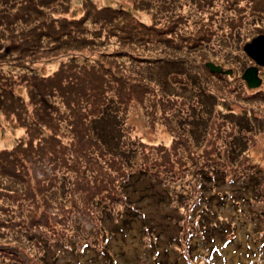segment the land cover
Listing matches in <instances>:
<instances>
[{
	"label": "trees",
	"instance_id": "obj_1",
	"mask_svg": "<svg viewBox=\"0 0 264 264\" xmlns=\"http://www.w3.org/2000/svg\"><path fill=\"white\" fill-rule=\"evenodd\" d=\"M169 1L167 0V5ZM1 2L2 0H0L1 30L6 32L3 39L7 43L4 47H0V112L4 115L2 116L6 123L19 127L22 134L16 136L17 139L15 137L10 139L11 143L8 145L0 147V213L2 214V216L0 214V239L8 241L10 236L16 235L11 230L12 226H20L19 228L32 226L33 230L29 232V239L35 241L34 244L40 247L37 250V262L58 264L57 256L62 254L66 260L72 257V262H68V264H75L78 260L76 258L86 254L89 249L90 243L87 241L93 232L92 230L98 229V225L95 227L97 220H109V222L113 220L111 224L113 229L121 233L132 228L134 220H136L144 223L146 231L149 232L151 229L149 216L138 209L137 200L131 193L139 191L135 189L136 180H138L136 178L141 179L145 176L150 181H148L149 189H143V197L160 195V201L163 202L172 196V192L160 194V192L152 190L153 182L161 179L156 172L151 170L152 166H157V161L152 163L150 168L142 167L136 171L128 172L123 181L121 180L119 187L124 190L126 188V190L124 194H119L115 198L124 199L119 201L123 203L121 212L115 213L114 208L107 202L105 204L108 207L99 208L98 213L94 212L96 207L93 205L85 211L77 208V214L72 217L70 212L66 211L60 204H63L64 193L70 190L73 193L80 192V196L86 203L91 200L89 203L93 204V199H89L90 196L87 193L89 191L86 192V190L91 188V193L94 189L97 191L101 184H105V180L96 183L94 180L84 182L86 176H89L87 174L88 167L95 169L94 160L96 161V158L103 159L110 156L109 160H111L112 157L118 155L126 163L132 156V149L120 147V139L123 135L119 133V127L122 126V123H116L115 120H112L115 109L112 107L111 101L114 95L120 97L123 94H128L129 98L133 99L134 97H141L142 92L156 93L157 91V94L163 92L162 89H157V84L155 86L149 80L135 79L136 75H142L138 71L140 63L152 59L148 55L149 53H146L149 51L136 53L132 49L134 47L127 48L125 44L128 43L122 41H131L130 45H133L132 39L135 35L136 39L139 40L135 42L139 44H150L160 49L164 48L163 45L168 46V44H165V40L162 39L154 38V40L148 34L144 36L142 32L138 35L137 28L132 26L133 22H130L131 17L128 16L131 15V12L122 7V4L113 6V4L107 3L99 6L94 0H84L82 3L84 4V11H81L82 14L77 17L75 14L69 16V13H66L70 6V0L6 1V4L14 2L11 10L2 7ZM150 2L151 0L136 1V3H142L143 6L144 3L148 5ZM180 2L178 1V3ZM253 3H258L260 7L259 14H262V17L259 20L262 22L264 0H253ZM160 12L168 13L167 10H160ZM251 22L254 23L251 25L255 30L250 31L246 38L235 42V47L239 52L235 53L234 56L228 51L232 50V46L227 47V49L225 47H213L214 45L209 44L210 38L202 39L204 36L200 33L195 35L191 42L183 41L178 43L176 47L178 54L186 53L187 50L184 45L188 48L196 47L198 51L209 52L212 61L222 65L223 68H233H231L230 74H220L211 71L205 62L201 65L200 71L193 67L197 72H200V75L194 76L189 81L188 89L195 92L194 98L200 103L199 108H203L205 112L202 120L204 128L208 126L204 119L208 118V114L214 111V107L223 106L220 110L227 111L224 113L225 116L235 114V110L230 105L233 102L237 103L241 109L249 110L252 121L259 118L264 119V108L262 107L264 106V88L258 89L259 91L256 92L254 87L248 86L241 76L243 70L254 63L253 59L246 54L243 45L256 35L264 33V26L261 23L258 21L256 23L254 20ZM134 26H136L135 23ZM234 26L240 25L235 23ZM92 27L94 31H92ZM193 27L199 32L205 30V24ZM144 28L152 29L154 27L144 26ZM109 43L119 47L120 50H113ZM168 55L173 56L167 54V57ZM167 57L164 56L161 59L167 60ZM5 59L13 72L16 69L21 70H18L15 79L2 74L1 67L5 65ZM180 60L178 58L173 66L177 67L178 70L189 69L188 66L182 65ZM129 61H139V63L133 67L127 66V71H129L127 72L124 64ZM40 62L46 65V73L44 74L35 71L34 65H38L37 63ZM189 65L192 67V64L189 63ZM156 66H158L157 63ZM259 67L258 74L264 70L262 66ZM118 71L120 72L118 73ZM159 72L161 80L157 78L158 72H156L155 81L157 83L160 81L166 85L167 91L168 82L166 80L164 82L167 74ZM176 75L179 76L178 72ZM176 75L173 78H168L170 82L184 83L186 81ZM208 83H213V85H208ZM162 84L160 87L163 86ZM227 89H230L228 97L224 95L229 93L220 92ZM160 98L165 99L159 95ZM252 99L257 103L256 112L253 111L252 107H248L251 105ZM221 124L224 123L221 122ZM249 125L248 122L244 125L242 134L245 135L250 132ZM237 135L234 134L233 136L237 137ZM238 140L243 142L242 148L234 144L231 147V154L245 152L243 147L246 140L243 138ZM116 152L118 153L115 154ZM76 154L80 158L84 157L81 165L87 167L86 172H82L81 168L78 167L80 164L74 160L73 157ZM71 159V165L76 170L73 171L75 174L72 177L67 178L66 172L64 174L61 172L63 167L67 164L70 165ZM211 160L212 158L205 159V169H198V178H196L202 189L198 195V200L195 199L192 210L196 211L199 204H205L204 209L200 212V217L203 220L207 217H214L215 211L213 209L209 213L207 212L208 208H211V205L215 203L218 206L229 204L240 212H245L247 211L245 210L246 207L241 208L238 205L243 204L249 207L251 201L264 200V170L258 168L259 166H254L253 171L249 173H247L248 171H244V173L237 171L238 177L233 174V171L222 172L219 166ZM164 161H169L170 167L175 166L174 161L168 158ZM58 172L62 175H59ZM95 173L103 175L96 171ZM37 184H39L37 189H46L41 202H37L34 195L33 200L30 199L32 189ZM90 184L91 187L88 186L86 189V186ZM42 185L44 186L41 187ZM102 188L107 189L109 187ZM21 189L22 193H20ZM19 193L24 197L27 196L26 206L12 197L17 195L19 199ZM14 203L17 206H13ZM75 203L74 200L73 206H76ZM88 210H90L89 216H87ZM7 214L10 216L8 220L4 218ZM248 215L251 216V214ZM65 220L69 222H65ZM80 220H83V225L86 226V235L81 233L77 236L76 231L71 230L70 225L65 227L67 223L77 227ZM215 221L208 222L210 225L208 223L203 224L204 229L200 231L203 239H212V233L216 230L223 235L227 230V226L224 224H232L230 220L227 222ZM59 224L64 225L63 232L60 231L62 228L59 226V230H56ZM37 226L39 228L46 227V229L53 231V234L39 236L40 232L35 230ZM100 228L102 227L99 225ZM233 230L234 226L229 231ZM113 232L110 230V233ZM192 233L194 231L190 235ZM259 233L264 237V231L260 230ZM8 242L10 243V241ZM9 243L6 247L0 246V262L3 261V264H15L13 261L16 259L11 258L10 251L1 252L4 251L1 249H11L8 246ZM148 244L151 251L157 245L155 241H148ZM55 245L57 249L52 251ZM106 247L107 245L97 251L94 260L100 258L110 261ZM190 248L191 244L187 242L185 254H187L188 260H191L192 256L195 255H190ZM214 248L215 246H212L211 253L214 252ZM167 250V248L164 249L165 252ZM146 251L148 252V249ZM151 251L148 253L149 255L152 254ZM251 254L253 256L259 254L257 260L259 259V264H263L261 261L264 262V239L260 247L251 249ZM4 260L8 263H5ZM21 260L18 259L17 262ZM159 261L155 263H159ZM249 263H251L250 260ZM163 264H167V262ZM172 264L174 263L172 262ZM183 264L191 263L184 262Z\"/></svg>",
	"mask_w": 264,
	"mask_h": 264
},
{
	"label": "rangeland",
	"instance_id": "obj_2",
	"mask_svg": "<svg viewBox=\"0 0 264 264\" xmlns=\"http://www.w3.org/2000/svg\"><path fill=\"white\" fill-rule=\"evenodd\" d=\"M6 1L10 0H2V7L11 10L14 2L6 4ZM83 1L70 0V6L66 13H69V16L71 14H75L77 17L80 16L82 14L81 11H84ZM94 1L99 6L107 3H111L113 6H120L118 4H122V7L131 12V15L128 16L131 17L130 22H133L132 26L137 28L138 35L142 32L144 36L148 34L152 39L165 40L164 43L168 44V46L163 45V49L155 48L150 44H139L135 42L139 41L135 35L132 39L133 45H130L131 41L121 40L124 43H128L125 44L126 46L124 45L125 47H134L132 49L136 53L149 51L146 53H149L148 55L152 59L149 61L143 60L145 63L141 62L140 67L137 66L139 67L138 71L142 75H136L135 79L149 80L155 86L157 84V89H162L163 92L158 94L157 91L156 93L142 92L141 97H134L133 99L129 98L128 94H123L120 97L114 95L111 101L112 107L115 109L112 114L114 116L112 120H115L116 123H122V126L119 127V133L123 135L120 139V147L122 149H132V156L126 163L118 155L112 157L113 159L111 160H109L110 156H106L103 159L96 158V161L94 160L96 167L95 169L88 167L87 174L89 176H86L84 182L94 180L96 183L97 181L102 182V180H105V184H101L97 188V191L94 189L92 193L90 192L91 188L86 190L88 186L91 187V184L86 186L85 190L86 192L89 191L87 193H89L90 197H88L89 199H93V204L89 203L91 200L86 203L82 199V196H80V192L76 191V193H73L68 189L70 191L64 193L63 204H60V206L70 212V216L72 217L77 214V208L85 211L93 205L96 207L94 208V212L98 213L99 208L108 207L105 204L107 202L114 208L115 213L117 211L121 212L123 210V203L119 201H123L124 199H115L119 194H124L126 190V188L125 190L120 189L121 180L123 181L128 172L136 171L142 167L150 168L155 161H157V166H152L151 170L156 172L161 179L153 182V186L151 185L152 190L160 192V194L172 192V196H169L163 202L160 201V195L143 197V189H149L148 181L150 179L145 176L141 179L136 178L138 180H136L135 189L139 191H134L131 195L136 198L138 209L141 212L144 211L149 216L150 231H146L144 223L136 220H134L132 228L122 233L113 229L111 225L113 220H110V222L109 220H97L95 227L98 225V229L92 230L93 232L87 241L90 243L89 249L86 254L76 258L78 260L75 264H163L165 262L167 264L169 262L170 264L172 262L174 264H183L184 262L191 264H221V262L222 264H259L260 261L259 259L257 260L259 254L253 256L251 249L260 247L264 239L263 235L259 233L260 230L264 231V200L251 201L249 207L243 204L238 205L241 208L246 207L245 210L247 211L245 212H240L229 204L218 206L215 203L211 205V208H208L207 212L209 213L213 209L215 215L211 218L207 217L206 223V219L203 220L200 217V212L204 209L205 204H199L196 211L192 209L195 199L197 198L198 200V195L202 189L199 186L200 182L196 179L198 178V169H205L206 158H212L211 162L218 165L222 172L233 171V174L238 177L237 171L243 173L244 171H248L247 173H249L253 171L254 166H259L258 168L264 170V119L259 118L252 121L249 115L250 111L244 108L241 109L237 103L233 102L230 105L235 110V114L225 116L224 113L227 111L220 110L223 106L214 107V111L208 114V118L204 119L208 125L204 128L202 120L205 112L203 108H199L200 103L194 98L195 92L188 89V86L189 81L194 76L200 75V72H197L193 67L199 70L204 62L212 61V59L209 52L198 51L193 46L188 48L184 45V48L187 50L185 54H178L176 52L178 43H182L183 41L189 43L194 39L195 35L200 33L204 36L202 39L210 38L209 44L214 45L213 47H225L227 49V47L232 46V50L228 51L234 56L235 53L239 52L235 47V42L246 38L249 36L250 31L255 30L251 25L254 24L251 20L256 21V23L258 21L264 26V17L262 22L259 20L262 14H259L260 7L258 3H253V0H170L172 4L169 1L167 5V0H151L150 5L144 3L143 6L142 3H136L137 0ZM178 1L181 2L178 3ZM160 10H167L168 13H161ZM130 22L127 24V27ZM134 23L136 26H134ZM235 23L240 26L235 27ZM201 24H205V30L201 32L193 27L195 25L200 26ZM144 26H152L154 28L145 29ZM1 29L2 23L0 21V47H4L7 43L3 39L6 32ZM92 31H94L93 27ZM115 41L117 40L115 39ZM109 44H111L113 50H120L119 47L113 46L112 43ZM167 54L173 56L168 55L167 57ZM164 56L167 57V60L161 59ZM156 58L159 59L157 60ZM178 58L181 59L182 65L188 66L189 69L178 70L177 67H174L173 65H175ZM4 63L5 65L1 67L2 74L15 79L14 77L17 76V72L20 69H16L13 72L8 67L7 60ZM42 63H37L38 65L34 66L36 67L35 71L44 74L46 73V65ZM138 63L139 61L125 63L126 71L127 66L133 67L138 65ZM156 63L158 66H156ZM189 63L192 64V67ZM252 64H255V61ZM159 71L167 74L164 79V82H168L167 91L166 85H163L159 80L158 83L155 81L157 77L156 72H158L157 78L161 76ZM176 72H178L179 76L176 75ZM175 75L186 81L184 83L179 81L176 83L170 82L168 78H173ZM259 75L262 81L259 86L254 87L256 92L259 91L258 89L264 88V70ZM242 79L246 82L243 77ZM161 84L163 85L162 87H160ZM208 85L212 86L213 83H208ZM229 91L230 89L220 92L229 93ZM112 94L115 93L112 92ZM159 95L160 97H165V99H159ZM229 95L230 93L224 96L228 97ZM255 102L252 99L251 105L248 106L252 107L254 112L257 110V103ZM262 107L264 108V106ZM2 115V112H0V147L8 145L11 143L10 139L22 134V130L19 127L6 123L3 118L4 115ZM223 119H226V121H223ZM221 122L224 124H221ZM247 122L250 123L248 128L251 130L244 135L242 134V130ZM234 134H238L237 137H234ZM241 138L246 140L243 147L245 148V152L231 154V147L234 144L242 148L243 142L238 140ZM73 158L80 164L78 167L81 168V171L86 172L87 167L81 165L84 157L80 158L76 154ZM167 158L174 161L173 164L175 166L170 167V162L166 161V163L164 161ZM71 163L72 159L70 160V165L67 164L63 167L61 172L62 174L66 172L67 178L75 174L73 171L76 168H73ZM95 171L103 175H98ZM58 173L62 175L60 172ZM196 174L197 176L195 177ZM39 184L32 189L30 196V199L33 200L34 195L37 202H41L44 198V193H46L45 188L37 189ZM105 186L109 188L103 189L102 187ZM20 193H22V189ZM5 195L8 196L7 194ZM12 197L17 202L19 200L25 206L27 205L25 204L27 196L24 197L20 194L19 199L17 195ZM74 200L76 206H73ZM13 206H17V204L14 203ZM72 212L74 213L72 214ZM89 214L90 210L87 211V216ZM248 214H251V216L249 217ZM141 216L143 217V214ZM8 217H10L8 214L4 216L6 220L9 219ZM211 220H220L222 222L230 220L232 224H224L227 226V230H225L226 233L224 232L223 235L216 230L212 233V239H203L200 232L204 229L202 226ZM65 222L69 221L65 220ZM215 222L217 223V221ZM83 224V220H80L77 227H73L71 223H67L65 227L70 225L71 230L76 231L77 236L81 233L82 235H86V226ZM99 225L102 228L99 229ZM208 225L210 224L208 223ZM38 226L35 230L40 232L39 236H42V234L46 236L53 234V231H50V229H46V227L39 228ZM58 226L62 228L60 231L63 232L64 225H57L56 230H59ZM233 226L234 230L230 232L229 230ZM12 227L11 230L16 235L8 238L10 243L0 239L1 247H6L7 243H9L10 245L8 246L11 249H1L4 250L1 252L10 251L11 258L16 259L13 261L15 264H41L36 261L38 259L37 250L40 247L34 244L35 241L33 242L29 239V232L33 230V227ZM110 230L114 232L110 233ZM192 231L194 233L190 235ZM63 238L65 239V237ZM148 241H155L157 243L152 248V251L150 250ZM187 242L191 244L190 255L195 254L191 260H188V256L185 254ZM106 245L110 261L100 258L94 260L97 251ZM212 246H215L213 251L217 253H211ZM165 248L168 249L166 252L164 251ZM56 249L57 246L55 245L52 251ZM146 249H148V252ZM150 251L152 254L149 255ZM18 259L22 260L17 262ZM72 260V257L66 260L62 254H58L57 256L58 264H68ZM158 260H160L159 263H155ZM249 260L251 263H249ZM4 262L8 263L6 260ZM261 263L264 264L263 261ZM0 264H3V261Z\"/></svg>",
	"mask_w": 264,
	"mask_h": 264
},
{
	"label": "water",
	"instance_id": "obj_3",
	"mask_svg": "<svg viewBox=\"0 0 264 264\" xmlns=\"http://www.w3.org/2000/svg\"><path fill=\"white\" fill-rule=\"evenodd\" d=\"M243 49L246 54L251 57L255 64L247 66L242 73V77L246 80L248 86L257 87L260 85L262 78L258 74V66L264 68V33L258 34L250 41L243 45ZM207 67L217 73H231L232 69H223L220 64H216L212 61L206 62Z\"/></svg>",
	"mask_w": 264,
	"mask_h": 264
}]
</instances>
